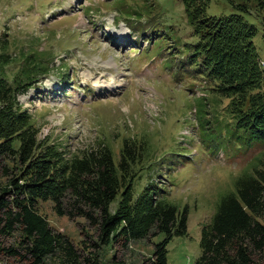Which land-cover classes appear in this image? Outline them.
I'll use <instances>...</instances> for the list:
<instances>
[{"label": "rangeland", "instance_id": "1", "mask_svg": "<svg viewBox=\"0 0 264 264\" xmlns=\"http://www.w3.org/2000/svg\"><path fill=\"white\" fill-rule=\"evenodd\" d=\"M236 1L208 0L206 13H236ZM243 16L256 28L253 42L264 62V8ZM196 40L180 0H0V58L8 60L0 67L9 80L23 65L50 66L18 95L40 138L71 152L105 139L118 153L121 136L149 133L153 164L160 165L151 180L188 208L186 235L167 238L166 264L195 261L202 225L260 150L226 114L225 100L211 101L196 66L185 74L181 59ZM39 206L49 226L72 241L81 264H143L164 237L104 245L84 218L58 216L51 201ZM19 238L0 237V264H27L3 250ZM60 262L52 255L42 264Z\"/></svg>", "mask_w": 264, "mask_h": 264}, {"label": "trees", "instance_id": "2", "mask_svg": "<svg viewBox=\"0 0 264 264\" xmlns=\"http://www.w3.org/2000/svg\"><path fill=\"white\" fill-rule=\"evenodd\" d=\"M180 1L197 37L186 44L189 54L181 59L185 74L193 71L188 65H195L193 72L201 73L211 101L225 100L226 114L236 127L248 130L260 148L202 225L199 255L192 264H261L264 72L253 42L256 28L243 13L262 10L264 0H237L236 13L220 16L206 13L208 0ZM33 71L36 75L30 76ZM49 71L50 66L23 65L9 80L5 67H0V237L17 232L20 237L4 252L27 264H42L52 255L61 256V264H81L72 241L54 231L40 210V202L51 201L58 216L81 217L96 227L104 245L163 233L143 264H166L167 238L186 235L188 208L172 201L151 180L160 165L153 164L149 133L129 131L121 136L118 153L105 139L71 152L40 138L39 125L18 95Z\"/></svg>", "mask_w": 264, "mask_h": 264}]
</instances>
